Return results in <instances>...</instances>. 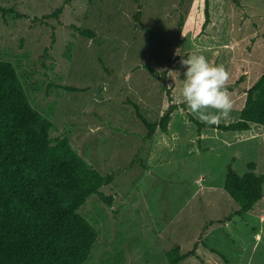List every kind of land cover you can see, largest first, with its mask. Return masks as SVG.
Wrapping results in <instances>:
<instances>
[{
    "label": "rangeland",
    "instance_id": "374dc122",
    "mask_svg": "<svg viewBox=\"0 0 264 264\" xmlns=\"http://www.w3.org/2000/svg\"><path fill=\"white\" fill-rule=\"evenodd\" d=\"M139 3L0 0V59L51 117L50 135H68L89 164L113 174L100 187L111 201L91 194L77 210L97 230L82 264H170L169 249L195 242L177 264H264V183L253 207L230 219L238 205L223 188L229 163L243 173L253 161L264 172V125L199 128L176 73L192 54L223 65L233 110L221 122L235 120L264 69V0H208L207 19L205 0ZM73 24L94 29L100 45ZM128 98L150 121L174 104L167 129L146 139Z\"/></svg>",
    "mask_w": 264,
    "mask_h": 264
},
{
    "label": "trees",
    "instance_id": "16d2710c",
    "mask_svg": "<svg viewBox=\"0 0 264 264\" xmlns=\"http://www.w3.org/2000/svg\"><path fill=\"white\" fill-rule=\"evenodd\" d=\"M60 11L58 7L53 14ZM204 13L207 19L208 0ZM139 14L140 10L135 18ZM72 26L100 45L94 29ZM58 87L85 90L73 85ZM127 102L146 127V139L157 127L167 129L175 108L170 104L158 120L150 121L136 101L128 98ZM190 119L199 128L204 125L193 116ZM251 123L264 125V69L246 89L238 117L216 126L246 131ZM52 127L51 117L32 105L14 65L0 59V264H82L97 239L95 227L77 210L91 194L109 203L111 196L100 187L110 183L113 174H102L89 164L72 147L68 135L52 137ZM247 167L243 173L231 163L226 167L223 188L238 205L227 219L251 209L263 195L264 172H256L253 161ZM196 247L197 242L184 252L178 245L172 247L167 251L170 264L195 254Z\"/></svg>",
    "mask_w": 264,
    "mask_h": 264
},
{
    "label": "clouds",
    "instance_id": "9594fccd",
    "mask_svg": "<svg viewBox=\"0 0 264 264\" xmlns=\"http://www.w3.org/2000/svg\"><path fill=\"white\" fill-rule=\"evenodd\" d=\"M182 83L179 89L182 102L207 125H219L233 110L228 92L230 73L223 65L214 64L203 54L182 58Z\"/></svg>",
    "mask_w": 264,
    "mask_h": 264
}]
</instances>
